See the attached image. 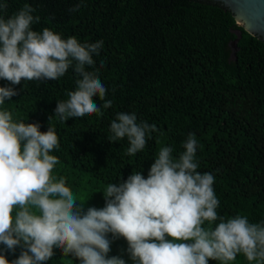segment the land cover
I'll return each mask as SVG.
<instances>
[{"label":"trees","instance_id":"1","mask_svg":"<svg viewBox=\"0 0 264 264\" xmlns=\"http://www.w3.org/2000/svg\"><path fill=\"white\" fill-rule=\"evenodd\" d=\"M5 2L8 14L25 3L35 9L40 22L34 30L48 27L81 43L103 41L88 69H99L105 100L112 101L103 115L66 122L54 115L56 102L75 90L71 68L58 80H22L12 86L19 94L0 106L14 120L39 123L41 132L55 128L59 148L51 154L59 163L52 175L65 179L77 204L102 208L107 184L135 172L147 177L160 147L171 146L177 157L192 133L199 143L198 171L215 176L218 215L264 220V41L238 25L230 10L211 0H0ZM78 3V11H70ZM6 85L0 79V87ZM119 112L135 113L138 121L158 128L135 155L126 154V138L109 141ZM126 248L123 238L114 240L108 255L131 264ZM20 250L5 249L4 255L11 262ZM54 252L45 264H79ZM230 264L248 262L238 254Z\"/></svg>","mask_w":264,"mask_h":264},{"label":"clouds","instance_id":"2","mask_svg":"<svg viewBox=\"0 0 264 264\" xmlns=\"http://www.w3.org/2000/svg\"><path fill=\"white\" fill-rule=\"evenodd\" d=\"M34 11L25 3L8 14L7 2L0 3V79L10 82L0 87V106L19 94L12 86L22 80H58L71 68L75 90L56 102L54 115L61 122L103 115L102 108L111 107L112 101L105 100L99 69L88 70L103 41L81 43L48 27L34 30L40 22ZM96 97L104 101L102 106ZM109 132L110 142L127 139L126 154L132 156L158 128L138 121L135 113L119 112ZM181 146L177 157L171 146L160 147L147 177L135 172L107 184L104 206L85 210L65 179L52 175L59 163L51 154L59 148L55 128L41 132L39 123L14 120L0 108V244L5 246L0 264H45L54 249L79 264H127L121 255H108L120 238L127 243L131 264H230L238 254L248 264H264V220L218 215L215 176L198 171L197 138L189 133ZM17 247L18 257L9 262L5 249L15 252Z\"/></svg>","mask_w":264,"mask_h":264},{"label":"water","instance_id":"3","mask_svg":"<svg viewBox=\"0 0 264 264\" xmlns=\"http://www.w3.org/2000/svg\"><path fill=\"white\" fill-rule=\"evenodd\" d=\"M228 9L233 14L236 23L247 32L264 41V0H211ZM238 37L240 31H237ZM237 39L231 42L233 55Z\"/></svg>","mask_w":264,"mask_h":264},{"label":"rangeland","instance_id":"4","mask_svg":"<svg viewBox=\"0 0 264 264\" xmlns=\"http://www.w3.org/2000/svg\"><path fill=\"white\" fill-rule=\"evenodd\" d=\"M55 171V169L53 170V172ZM74 196H75V194H74ZM76 197V196H75ZM79 203H81V201L79 202Z\"/></svg>","mask_w":264,"mask_h":264}]
</instances>
